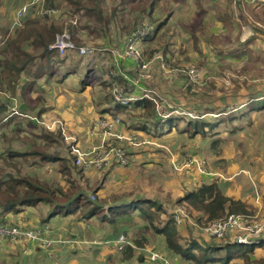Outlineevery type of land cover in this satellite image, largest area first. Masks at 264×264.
Returning <instances> with one entry per match:
<instances>
[{
	"label": "rangeland",
	"instance_id": "rangeland-1",
	"mask_svg": "<svg viewBox=\"0 0 264 264\" xmlns=\"http://www.w3.org/2000/svg\"><path fill=\"white\" fill-rule=\"evenodd\" d=\"M28 1L0 0V48L5 27L11 22L15 11ZM187 3L186 10L183 9V5L176 6L172 2H160L157 5L154 17L163 19L169 12L173 16L165 26L167 34L159 35L150 46L141 41L135 45L139 52L145 51V56L138 62L126 54V45L129 43V37L144 27L149 29L150 36L155 22L150 24L147 18H143L141 23L134 22L136 29L129 36L124 35L120 28L117 29V25H120L117 15L118 18L111 20L108 31L106 34L103 33L101 38L94 36L96 40H89L83 37L84 45L91 49V52L88 55L83 54L81 58L74 53L70 60L67 58L64 63L57 64L61 71H66L67 67L77 66L75 74L62 80H59L60 75L57 74L48 81V84H45L44 78L36 82L37 86L45 87L49 91V94H46L48 99L45 98L50 103L43 106L41 125L51 126L54 125V120H58L56 123L63 140L70 148L80 147L82 151H87L102 145V149H119L123 152V163L117 162L113 157L99 169H84L83 174L87 181L94 186H101L99 197H106L109 200L113 196L136 193L155 198L169 213L182 211V224L178 226L180 233H186L187 227H190L195 239L219 241L220 238L210 236L206 231L208 225L203 223L204 220L197 223L196 220L202 215L176 203L178 198L202 182L218 178L220 188L226 196L244 200L253 207L254 219L257 221L255 224L260 229L259 233L264 234V111L261 113L263 117H258L259 113L253 112L242 119L237 117L233 121H220L221 117H225V113L221 115L216 111L212 114L207 113L208 108H226L225 103L236 107L237 105L230 103L238 98L254 101L264 96V13L261 11L263 6L260 3L256 6L254 0H243L240 8L234 7L233 0H203L202 7L207 14L202 21L203 31L196 34L197 38L194 39L190 38L186 22L195 8L191 1ZM111 6V0H102V8L107 13H110ZM164 7L167 11H162ZM131 14L125 19L128 25L134 21V13ZM219 14L226 15V19L221 20ZM35 16L43 19L42 22L45 21L41 16L37 14ZM242 31L250 34L249 43L242 41L246 37ZM168 43L169 46L166 45ZM164 47L169 49L166 58L162 55ZM229 49L233 52H228ZM150 50L155 51L152 57L147 55ZM235 55L240 56L236 58ZM87 63L96 71L100 81L81 93L79 78ZM142 63L146 64L145 68L138 66ZM190 70L196 71L195 81L189 78ZM110 72H116V76L125 79L126 87L131 90L123 93L117 83L112 89L104 88L101 83L110 79V75L107 76ZM184 83L190 85L191 90L186 95L181 90ZM108 91L114 101L131 100L126 101V104L121 102L124 106L128 105L129 113L130 109H134L135 97L142 96L156 104V118L162 119L170 115L176 119L183 117L200 121L205 119L210 123L219 122L213 134L208 132L207 138L199 136L190 138L177 130L167 132L165 126L162 135L153 139L154 136L142 134L128 127L139 121L130 120L126 113H119L116 118L108 114L111 119L101 117V111L113 104L112 99L108 104L104 102L108 99ZM8 97L7 94L0 92L1 103L7 102ZM15 103L18 104L19 101ZM244 108L245 104L241 109ZM133 112H136V109ZM236 115L239 116L238 113ZM101 120L111 124L110 131L104 130L101 126L104 121ZM184 126V123H180L178 128ZM130 137L137 138L135 144H129ZM143 139L148 141H141ZM11 145L19 147L18 142ZM25 165L23 173L35 172L41 179L51 180L53 177L58 179L54 171L58 169L56 164L39 168ZM90 198L92 200L93 196ZM5 220L4 223L7 224L11 219L8 220L6 217ZM21 222L24 221L19 223ZM97 223L96 220L92 221L90 224L92 230L99 229ZM27 224L18 226L22 231H27L29 230ZM60 225L58 228L62 230L66 224ZM140 226L138 225V228ZM246 230L249 229L233 231L230 239L242 237ZM251 236L254 234L251 233ZM130 237H133L132 233ZM10 240L4 237L0 239V245L10 252H16V257L20 259L18 251L9 246L24 244L26 241L14 243ZM66 240L68 239H64ZM142 245L144 247L147 244ZM149 246L151 249L147 250L148 255L146 254L145 258H149L150 252H155L153 250L158 246V241H151ZM259 252L261 249L256 247V255L250 257L251 264L257 263L260 258ZM158 254L168 261L162 254ZM169 259L172 260L171 257ZM107 264L122 263L113 258Z\"/></svg>",
	"mask_w": 264,
	"mask_h": 264
},
{
	"label": "trees",
	"instance_id": "trees-1",
	"mask_svg": "<svg viewBox=\"0 0 264 264\" xmlns=\"http://www.w3.org/2000/svg\"><path fill=\"white\" fill-rule=\"evenodd\" d=\"M187 1L192 2L195 11L187 20L186 28L190 38L195 39L196 34L203 31L202 21L207 14L202 7L203 0H111L110 13L102 8V0H64V2L47 0L45 6L57 11L55 16L44 18L45 21L42 22L43 19L35 16L36 9L31 8L27 21L22 27L12 28L17 10L15 11L11 22L4 29V39L0 48V92L9 96L7 102L0 101V224L12 227L14 224L11 220L7 224L4 223L8 215H16L26 208H33L39 211L40 227H44L42 230L38 229L41 232H48L45 224L56 216L87 225H90L94 219L98 221L100 227L105 228L106 237L115 239L120 235H126L127 229L134 226L138 219L143 223L144 231L150 232L151 229L153 234L161 236L168 252L187 264L211 262L230 264L234 259H240V264H251V255H256L255 248L264 249V237L260 245L254 243L237 245L233 243V239H230L231 235L219 241L215 239L203 241L192 236L190 227H187L186 233L182 234L178 231L171 213L152 197L139 196L136 193L113 196L109 200L106 197H99L101 186H94L90 181L88 182L83 174L85 170L74 165V157L63 140L59 126L56 130L50 131L44 125L33 122L43 121V106L50 103L45 98L46 94H49L48 89L37 86V80L44 78L45 84H48V81L57 74L60 75L59 80L75 74L77 66L67 67L66 71H61L57 64L64 63L67 58L70 60L74 53L80 58L83 57L79 55V49L86 47L83 37L89 40H96L94 36L101 38L102 34L108 31L111 20L118 18L117 15L120 20L117 29L120 28L124 35L129 36L136 29L134 22L141 23L143 18H147L150 24L155 22V25L150 36L141 42L150 46L159 35L167 34L165 26L173 16L169 12L163 19L154 17L157 5L160 2H172L176 6L183 5L182 8L186 10ZM240 1L236 4L239 7H241ZM255 1L256 6L257 3L263 6L261 11L264 13L263 2L258 0L255 3ZM162 11H167V8L164 7ZM131 13H134V21L128 25L125 19L132 15ZM219 18L226 19V15L219 14ZM64 34L69 36L73 48L67 49L65 54H59L58 51L51 50L50 46L56 42L58 36ZM166 45L169 46V43ZM167 49L168 47H164L162 50L165 58L169 53ZM230 50L232 49L228 52H233ZM141 54L142 57L145 56V51ZM154 54L153 50L147 52L148 57ZM235 56L239 58L240 55ZM107 76L110 79L101 83L107 90L112 89L116 83L122 88L123 93L131 90L126 87V80L120 76H112L110 73ZM97 81H100V77L87 63L79 78L81 86L79 91L84 92ZM181 90L185 92L184 95L189 94L190 85L184 83ZM107 96L108 99L104 101L106 104L113 100L109 91ZM17 97H19L17 113L13 114V112L10 115V105L14 104ZM133 103L134 109H130L131 113H129L128 105L124 106L120 101L113 100L111 107L101 111V117L110 118L109 114L112 118H116L117 114L126 113L130 120L139 121L128 127L142 134L154 136L153 139L162 135L165 126L167 132L177 130L190 138L195 136L207 138L208 132L213 134L219 122L210 123L205 119L200 121L183 117L176 119L170 115L159 119L156 118V104L153 100L137 96ZM230 104L237 106L231 107L225 103L226 108H208L207 113L212 114L214 111L219 115L225 113V117H221L220 121H233L237 117L242 119L253 112L259 113L258 117H263L261 113L264 111V96L254 101L238 98L232 100ZM244 104L245 108L242 110ZM228 107L231 109L228 110ZM135 109L136 112L132 113ZM232 110L235 111L231 112ZM237 113L239 116L236 115ZM180 123H184L185 126L178 128ZM13 142H18L19 147L11 145ZM25 164L36 168L56 164L58 169L54 171L58 179L53 177L51 180H46L41 179L35 172L23 173ZM91 196H93L92 200ZM176 203L202 215L196 221L201 223L204 220L203 223L206 225L232 214L253 216L254 213V210L243 201L225 196L217 178L210 183L202 182L178 198ZM129 247L124 249L126 258L131 252ZM256 264H264V256L260 255Z\"/></svg>",
	"mask_w": 264,
	"mask_h": 264
},
{
	"label": "crops",
	"instance_id": "crops-1",
	"mask_svg": "<svg viewBox=\"0 0 264 264\" xmlns=\"http://www.w3.org/2000/svg\"><path fill=\"white\" fill-rule=\"evenodd\" d=\"M238 1L239 0H233L234 7L237 6L235 4H237ZM239 3L242 4L243 0H241ZM238 8L240 7L238 6ZM242 33L246 35V37L243 40L242 39L241 40L247 42L248 36L250 34L244 33L243 31ZM15 102H17V100L14 101V104L9 108L11 111L10 115H12L14 110L16 111L18 109L17 105L19 103L17 104ZM57 121L58 120H54L53 122L54 125L51 126L45 125V127L50 131H53V129L56 126L55 128L56 130L58 126L56 124ZM33 122L35 123L37 122L41 124V122L39 121H33ZM212 180L207 181L205 183H210ZM221 191L223 192V189H221ZM229 198L241 200L239 198H233V197H229ZM241 201H243L245 204L251 207L252 210H254L252 206L246 203V201L244 200ZM38 212L39 211L36 209L26 208L22 210L19 214L8 215L7 218L8 220L11 219L12 223L14 224L13 226L19 227L18 226L19 224L23 225V223H28L27 224L28 229L42 230L44 227H40V222H39L40 216ZM253 215H255V211ZM20 221H24V222L19 223ZM92 221L95 220L93 219ZM140 222L141 221L139 220L138 222L137 219V223L134 226L128 228L126 231L127 232L126 235L128 238L126 236L125 237L130 240V241L128 240L130 244L125 246L124 249L130 246L129 248L131 250L128 258L124 256L125 254L124 249L122 251L118 250V246L116 245L115 242L118 239V237L115 239L113 237L111 238L106 237L104 231L105 228L100 227L98 223L97 224L99 226V229L97 228L96 230L95 229L92 230L91 229L92 225L90 226L82 222H75L74 220H70V219L68 220L56 216L52 218L49 222H47V224H45L46 230L48 231L45 232L44 234L46 243L31 244L30 242L26 241L24 244H18L16 246L13 244L14 247L13 245L9 246V248L18 251V253L20 254V259L16 257L17 254L16 252H10L8 249L0 245L1 246L0 264H11V263L12 264H107L108 262H110V259L113 258L117 259L118 262L122 264H170V263L187 264L176 255H172L168 252L167 248L165 247V244L162 243L161 236H156L155 234H153L151 229H149L150 232L144 231L142 226L143 224H139ZM61 223L66 224L63 226L62 230L58 228L61 226L60 225ZM68 223L70 224V226H67ZM104 225L107 226V224ZM138 225L141 226L138 228ZM130 231L133 234L132 238L130 237L131 234ZM64 239H68L66 240L68 242L64 243L63 242ZM154 240L158 241V246L153 251L162 254V256L166 258L170 263L165 259H163L162 257L157 261H151L150 255L152 254V252L149 253L150 254L149 258H145L146 254L148 255L147 250L151 249L149 244L151 243V241ZM143 243L147 245L143 247L142 245ZM260 244L261 241H259L257 245ZM255 251L256 248L254 252ZM261 252H259L258 255L260 254L261 256H264V249H261ZM169 257H171L172 260L169 259ZM240 263H241L240 259H234L230 264H240ZM211 264H219V263L211 262Z\"/></svg>",
	"mask_w": 264,
	"mask_h": 264
},
{
	"label": "built area",
	"instance_id": "built-area-1",
	"mask_svg": "<svg viewBox=\"0 0 264 264\" xmlns=\"http://www.w3.org/2000/svg\"><path fill=\"white\" fill-rule=\"evenodd\" d=\"M264 3V0H261ZM47 0H29L22 6H20L16 13L14 20L12 22V28L16 27H22L23 23L26 21L29 10L31 8L36 9L37 14L41 16V18H50L57 14V11L48 8L45 6ZM149 34L148 28H142L141 30H137L131 37L128 39V44L126 45V54L131 57V59H135L137 62L141 60L142 54L135 48V45L138 44L139 41L145 39ZM73 48V45L69 41V36L67 34H64L62 36H58L56 42L50 46V49L58 51L59 54H63L67 49ZM91 52V49H88V47L80 48L79 54L88 55ZM141 68H145L146 64H139ZM112 76H116V72H110ZM196 71H189V78L192 81L194 80ZM199 78V75H198ZM197 80V79H196ZM123 104H126L127 100H119ZM14 113H17V111L14 110ZM104 121L103 125H100L104 128L106 131H110L111 124L108 123L106 120ZM57 124V123H56ZM115 138L121 140L122 138L119 136H114ZM136 137H130L128 139L129 144L133 145L136 142ZM141 141H148L147 139H143ZM103 143V142H102ZM70 148V147H69ZM70 153L74 157V163L75 165L81 166L83 169L88 168H101V166L107 162L109 159L115 157L117 162L123 163V152L119 149H102V145L98 147H94L91 149H87V151H82L79 147H72L70 148ZM182 211L177 210L174 213H172V218L177 226H180L182 224ZM253 216H242V215H229L225 217L222 220L214 221L210 224H208L206 231L209 233L210 236L216 237V238H224L231 235V233L235 230H242L243 228L249 229L246 230V232L242 235V237H233V243L237 245H247V244H258L259 241H262L264 234L259 233L260 229L255 224L257 221L254 219ZM249 231V232H248ZM251 233L254 234V236H251ZM45 232L36 231L33 229H29L27 231H22L20 228L12 226H4L0 224V238L8 237L11 239L12 242H18V241H27L31 244H40V243H46L45 240ZM261 239V240H259ZM64 243L68 241H63ZM116 245L118 246V250L122 251L125 246L129 245V241H127L126 237L123 235H120L118 239L115 241ZM161 259V256L154 252L150 255L151 261H157Z\"/></svg>",
	"mask_w": 264,
	"mask_h": 264
}]
</instances>
